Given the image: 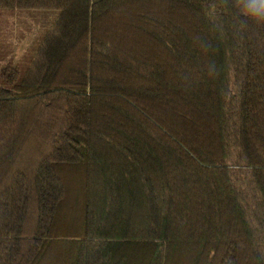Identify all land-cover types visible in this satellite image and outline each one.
I'll use <instances>...</instances> for the list:
<instances>
[{
	"label": "trees",
	"instance_id": "1",
	"mask_svg": "<svg viewBox=\"0 0 264 264\" xmlns=\"http://www.w3.org/2000/svg\"><path fill=\"white\" fill-rule=\"evenodd\" d=\"M56 9L0 70V264H264V22L240 0Z\"/></svg>",
	"mask_w": 264,
	"mask_h": 264
},
{
	"label": "rangeland",
	"instance_id": "2",
	"mask_svg": "<svg viewBox=\"0 0 264 264\" xmlns=\"http://www.w3.org/2000/svg\"><path fill=\"white\" fill-rule=\"evenodd\" d=\"M58 13L56 9L0 8V70L11 64L23 74Z\"/></svg>",
	"mask_w": 264,
	"mask_h": 264
},
{
	"label": "clouds",
	"instance_id": "3",
	"mask_svg": "<svg viewBox=\"0 0 264 264\" xmlns=\"http://www.w3.org/2000/svg\"><path fill=\"white\" fill-rule=\"evenodd\" d=\"M245 13L258 22H264V0H240Z\"/></svg>",
	"mask_w": 264,
	"mask_h": 264
}]
</instances>
